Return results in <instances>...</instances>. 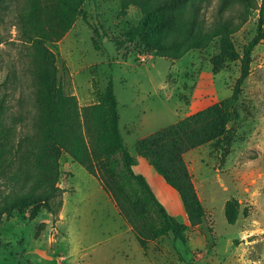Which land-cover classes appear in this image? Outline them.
Instances as JSON below:
<instances>
[{"label":"rangeland","instance_id":"obj_1","mask_svg":"<svg viewBox=\"0 0 264 264\" xmlns=\"http://www.w3.org/2000/svg\"><path fill=\"white\" fill-rule=\"evenodd\" d=\"M12 2L0 25V98L6 101L8 120L24 132L31 131L36 113V83L29 45L19 39L15 27L16 9L24 0ZM140 18L138 7L124 8L120 0H84L73 25L47 46L56 55L58 82L80 108L96 103L111 82L120 133L137 160L134 171L147 175L145 166L152 167L137 155L135 142L183 118L196 83L207 102L229 97L240 62L225 58L214 73L219 38L179 59L139 54L134 43L123 40ZM257 19L254 10L231 36L239 55L254 36ZM241 88L238 115L228 124L230 139L197 147L189 158L193 162L185 160L207 211L201 224L181 221L182 203L165 183L175 197L169 196L168 209L164 207L186 225L183 240L168 233L148 240L143 248L98 176L63 152L59 212L37 207L3 215L0 264H264V38L252 52L250 73Z\"/></svg>","mask_w":264,"mask_h":264},{"label":"trees","instance_id":"obj_2","mask_svg":"<svg viewBox=\"0 0 264 264\" xmlns=\"http://www.w3.org/2000/svg\"><path fill=\"white\" fill-rule=\"evenodd\" d=\"M84 0H24L15 13L19 39L28 43L36 83V113L31 131H18L7 118L0 98V221L15 209L42 207L57 214L62 206L60 156L97 175L134 236L145 248L148 240L168 233L183 240L186 225L168 213L146 178L134 171L137 164L119 129L118 102L109 82L94 104L80 108L57 79L56 55L47 43L61 38L81 13ZM0 0V25L12 4ZM141 12L138 24L124 36L139 54L179 59L192 49H204L220 39L214 73L225 58L239 59L240 75L231 95L164 126L135 142L143 157L178 194L191 225L201 224L203 207L184 154L207 143L225 144L228 124L238 112L241 86L250 73L252 52L264 38V0H120ZM258 10L254 36L235 52L231 36ZM3 41L0 32V43ZM33 215V214H32ZM227 215V214H226ZM229 220V219H228ZM229 222L232 223V220Z\"/></svg>","mask_w":264,"mask_h":264},{"label":"crops","instance_id":"obj_3","mask_svg":"<svg viewBox=\"0 0 264 264\" xmlns=\"http://www.w3.org/2000/svg\"><path fill=\"white\" fill-rule=\"evenodd\" d=\"M198 84L199 83H196V86H195V88L198 86ZM199 87H200V85H199ZM194 88V90H192V93H191V96H192V99L190 100V102L188 103V107L190 108V111H188L187 113H185V116H187V115H189V114H191V113H194V112H196V111H198V110H200V109H202V108H204V107H206V106H209V105H211L212 103H215V102H217V101H219V99H216L215 98V100H213V101H211V102H207V101H205V100H203V99H205V98H203L201 95H200V93L198 92V89H195ZM206 91V90H205ZM184 116V117H185ZM203 146V145H202ZM202 146H200V147H202ZM199 148V147H198ZM198 148H194V149H191V150H189V151H187L185 154H184V159L186 160V162L188 163L189 161H192L193 162V159L191 158V159H189L190 157H191V155L193 154V153H197V152H195L196 151V149H198ZM149 165V164H148ZM135 168H134V170L136 169V165L134 166ZM152 167V166H151ZM153 168H147L146 166H145V170H146V172L148 173L147 175H144V174H142V173H140V172H138L137 170V173H140V174H142L145 178H146V180H147V182L150 184V187L152 186L151 185V183H150V181H149V179H148V175L150 176V178H151V180L155 183V185H156V187H157V190H158V192H159V197L157 196V194L156 193H154L155 195H156V197L160 200V202L168 209V207H167V205H166V201L168 202L169 201V199H170V197L169 196H172V197H175V196H173V194H171V192L168 190V187H170L164 180H163V178L158 174V173H156V171L153 169ZM153 171H155V172H153ZM168 185V187L166 186V184ZM194 186H195V188H196V191H197V187H196V185L194 184ZM151 188H153V187H151ZM171 188V187H170ZM153 190V189H152ZM197 193H198V191H197ZM178 195V194H177ZM198 196H199V194H198ZM200 198V197H199ZM174 200H175V198H174ZM114 206H115V204H114ZM178 206V205H177ZM116 207V206H115ZM117 209V208H116ZM184 213V212H183ZM187 218V216H186V213H184V215H182L181 214V221H183L184 222V220ZM188 220V219H187Z\"/></svg>","mask_w":264,"mask_h":264}]
</instances>
